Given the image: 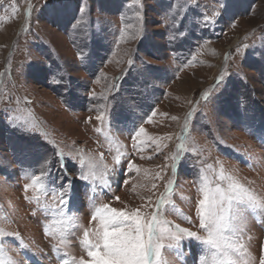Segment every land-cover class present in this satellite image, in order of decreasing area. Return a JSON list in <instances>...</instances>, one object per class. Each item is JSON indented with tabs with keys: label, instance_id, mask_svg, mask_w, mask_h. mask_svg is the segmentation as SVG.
Segmentation results:
<instances>
[{
	"label": "rangeland",
	"instance_id": "obj_1",
	"mask_svg": "<svg viewBox=\"0 0 264 264\" xmlns=\"http://www.w3.org/2000/svg\"><path fill=\"white\" fill-rule=\"evenodd\" d=\"M226 2L227 13L205 25L224 0H3L0 228L28 246L0 238L5 259H87L80 240L96 227L94 206L150 214L162 194L164 219L205 235L198 189L202 178L218 182L221 165L264 197V0ZM118 152L126 155L117 165ZM81 161L88 181L78 178ZM41 171L51 183L25 191ZM69 185L62 216L57 194ZM72 214L64 243L59 232L45 235V224L55 229ZM242 223L259 264L264 211H246ZM162 254L166 264H200L202 250L184 240Z\"/></svg>",
	"mask_w": 264,
	"mask_h": 264
},
{
	"label": "snow or ice",
	"instance_id": "obj_2",
	"mask_svg": "<svg viewBox=\"0 0 264 264\" xmlns=\"http://www.w3.org/2000/svg\"><path fill=\"white\" fill-rule=\"evenodd\" d=\"M2 3L3 0H0V4ZM227 11L228 5L224 0L222 9L214 10L211 16L204 14L201 22L205 25L215 24L221 17V13H227ZM30 13L31 8L27 10L26 14L30 16ZM223 79L224 75L222 74L217 79V83ZM204 98L207 99V93L204 94ZM102 119L103 114L97 116V120ZM145 133L146 130L143 126L134 131L132 134L133 147L139 148V144L143 143L139 137ZM181 139L184 137L182 136ZM182 147L183 145H178V148ZM124 155L126 153L118 152L113 158L115 164H120ZM173 160L178 161L179 156H174ZM61 161V168H64L62 156ZM80 164L81 174L78 178L88 181L90 176L83 173V161ZM176 166L174 163V170ZM132 167L135 165L129 161V168ZM47 176L48 174L43 171L40 175L32 176V182L25 185V191L37 186L41 190L46 189L51 183ZM102 185L110 186L107 175H105ZM53 191L55 193V189ZM198 191L201 198L197 201L196 215L199 229L205 235H199L198 232L188 228H181L180 225L172 224L164 219L161 216L162 206L166 204L163 194L156 201L155 208L150 214L142 212L140 208L117 209L108 204H100L94 206L91 214V221L96 222V227L84 229L83 238L80 240L81 246L86 251L87 259L84 257H80L78 260L74 257L71 260L62 259V264H166L162 254L163 250L166 248L181 250L184 240L197 242L202 250L200 264H251L254 258L243 242L244 227L242 222L246 211L253 213L264 211V197H261L251 187L241 183L230 173H225L222 165L218 182L212 186L202 178ZM69 193L70 185L63 186L57 194L62 216L66 215L69 203L66 197L69 196ZM25 199H29V197L26 196ZM33 199L38 200L36 197ZM116 199L119 198L116 197ZM185 218L191 222V218ZM74 220V214L68 215L66 219L55 221L58 227L52 230H49V225L45 224V235L55 237L59 232L61 243H64V228ZM7 237L18 241L21 248L28 247L24 244L19 233H9L0 228V238ZM165 241H169V243H165ZM53 249L58 251L55 245H53ZM4 251L3 242L0 241V264H18L12 257L5 259ZM259 264H264V250L260 255Z\"/></svg>",
	"mask_w": 264,
	"mask_h": 264
}]
</instances>
